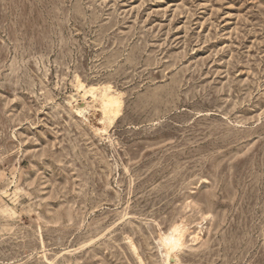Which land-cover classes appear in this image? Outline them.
Segmentation results:
<instances>
[{
    "label": "rangeland",
    "instance_id": "1",
    "mask_svg": "<svg viewBox=\"0 0 264 264\" xmlns=\"http://www.w3.org/2000/svg\"><path fill=\"white\" fill-rule=\"evenodd\" d=\"M0 264H264V0H0Z\"/></svg>",
    "mask_w": 264,
    "mask_h": 264
},
{
    "label": "bare ground",
    "instance_id": "2",
    "mask_svg": "<svg viewBox=\"0 0 264 264\" xmlns=\"http://www.w3.org/2000/svg\"><path fill=\"white\" fill-rule=\"evenodd\" d=\"M84 96L91 94L97 100L104 118L110 119L111 114H118L121 109L120 94L109 87L99 89L84 88ZM94 92L96 95L94 96ZM83 108L76 106V112L81 113ZM162 247L165 249V259L168 262L172 257L177 259V254L183 247V236L179 225H175L167 235L161 238Z\"/></svg>",
    "mask_w": 264,
    "mask_h": 264
}]
</instances>
